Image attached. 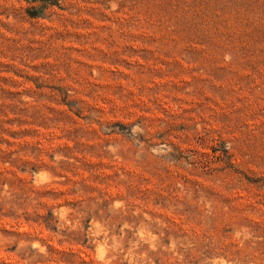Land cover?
Instances as JSON below:
<instances>
[{"label": "rangeland", "instance_id": "1", "mask_svg": "<svg viewBox=\"0 0 264 264\" xmlns=\"http://www.w3.org/2000/svg\"><path fill=\"white\" fill-rule=\"evenodd\" d=\"M0 264H264V0H0Z\"/></svg>", "mask_w": 264, "mask_h": 264}]
</instances>
